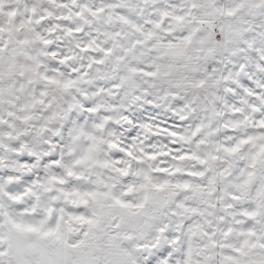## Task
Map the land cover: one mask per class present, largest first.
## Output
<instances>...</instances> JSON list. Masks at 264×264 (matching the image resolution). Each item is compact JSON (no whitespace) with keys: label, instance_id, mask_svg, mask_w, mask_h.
I'll return each mask as SVG.
<instances>
[{"label":"snow or ice","instance_id":"1","mask_svg":"<svg viewBox=\"0 0 264 264\" xmlns=\"http://www.w3.org/2000/svg\"><path fill=\"white\" fill-rule=\"evenodd\" d=\"M0 264H264V0H0Z\"/></svg>","mask_w":264,"mask_h":264}]
</instances>
